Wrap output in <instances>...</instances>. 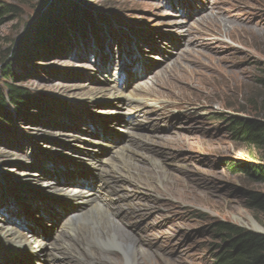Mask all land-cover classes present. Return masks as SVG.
Here are the masks:
<instances>
[{"label":"rangeland","instance_id":"rangeland-1","mask_svg":"<svg viewBox=\"0 0 264 264\" xmlns=\"http://www.w3.org/2000/svg\"><path fill=\"white\" fill-rule=\"evenodd\" d=\"M47 1L0 0L14 8L0 18V52L15 47ZM69 1L79 6L82 28H69L67 39L48 50L34 46L38 53L28 59H11L13 80H5L0 65V84L39 96L19 112L8 106L10 122L0 118V217L12 219L11 209L23 201L16 221L30 225L37 214L47 218L31 206L35 198L67 209L57 190L46 189L45 181L56 176L57 186L69 192L96 191L100 179L81 159L78 142L94 134L100 152L101 144L111 150L127 137L124 128L155 137L147 152L167 155L171 168L187 165L171 169L173 185L164 189L110 191L128 227L148 235V251L168 259L152 255L144 264H216L227 237L218 224L255 231L246 192H264V183L242 173L243 163L256 159L229 128L235 117L264 121L247 103L263 92L257 81L264 76V0ZM87 85L113 86L120 94L90 98L82 92ZM133 145L146 151L139 141ZM84 172H92L91 184L75 183ZM22 196H31V204ZM54 217L42 219L48 230L32 225L45 239L46 254L66 229L65 215Z\"/></svg>","mask_w":264,"mask_h":264},{"label":"bare ground","instance_id":"bare-ground-1","mask_svg":"<svg viewBox=\"0 0 264 264\" xmlns=\"http://www.w3.org/2000/svg\"><path fill=\"white\" fill-rule=\"evenodd\" d=\"M207 16L205 15V18ZM212 22L215 23L216 21L212 20ZM179 42L182 41L179 40ZM172 45L173 43L169 45L170 49ZM109 87H90L87 85L82 86V92L85 94L89 93L90 98L100 94L111 97L120 94L119 90L112 89L113 86ZM136 96L138 95L132 94L130 98ZM120 131L122 133L126 131L128 135L126 134V137L124 134V140L111 150H106L105 145L101 144L103 147L100 148V152L97 149L100 144L97 143L101 142L94 139V134L89 135V139L86 138L87 141L84 140L85 138H81V141L79 140L78 142V146L82 149L80 151L81 159L90 161V167L97 172L101 185L105 190H100L96 194L92 190L74 187L69 192L70 189L68 190L67 187L57 186V183L61 180L56 176L45 181L48 185L46 189L47 191L57 190L59 197L69 202L67 209L64 208V205L62 208L54 210L53 204H48V202L41 203L42 201L36 198L33 199L31 196L26 198L22 196L23 199L25 198L24 202L27 201L28 205L31 204L30 201L33 199V202L35 201L36 203L31 206L37 209L38 213L47 214V218L44 216L40 217L37 214L36 222L34 223L29 217L31 220L30 225L16 221L17 219H14L13 216L21 217L23 215L21 213H24L22 207H25V203L23 204V201L19 203L21 206L16 210L14 208L11 209L12 219L4 216L0 217V264H19L24 257L26 259L29 257L30 259H28L29 261L26 264H144L142 260L145 257L152 258V255L157 258H155L157 261H168L162 254L153 250L152 252L148 251L150 248L144 244V238H148V235L146 237L142 234L138 235L128 227L119 210L120 208H116V204H113L110 195L106 192L109 189L118 191V189L127 188L133 191L141 188L147 189V187L164 189L167 185H173L172 180H170L172 176L171 169L173 167H187V165L183 164L171 168L173 164L169 162L167 155H152L147 152L149 146L152 147L153 144H156L154 142H157L155 137L150 136V134H139L124 128H121ZM136 141H139L140 147H144L146 151L134 146L133 142ZM94 144H97V146ZM138 162H145L146 165L144 166ZM85 174V172L83 175L80 174L75 183L83 185L86 182L91 184L92 180H89V178H94L92 172H89L87 176ZM31 175L35 176L36 174L33 173ZM40 176L42 175L40 174ZM81 178H83L82 181ZM60 213L65 215L64 223L66 229L55 235L52 249L46 254L45 239L42 237V233L36 231L35 227L37 225L40 226V224L42 227L43 220L50 221V217L53 218ZM32 225H35V227ZM43 228L50 229V224H44ZM16 253H18L17 256L7 257L3 260V255L12 256ZM86 257L87 262L83 260ZM112 258H120V261L112 262ZM107 259L108 261H106Z\"/></svg>","mask_w":264,"mask_h":264},{"label":"trees","instance_id":"trees-1","mask_svg":"<svg viewBox=\"0 0 264 264\" xmlns=\"http://www.w3.org/2000/svg\"><path fill=\"white\" fill-rule=\"evenodd\" d=\"M79 1V0H78ZM46 6L40 9L34 16V20L26 27L23 37L10 50L0 52V65L5 80L15 79L12 71L11 59L30 58L36 51L34 46L42 47V51L48 50L51 45L57 46L59 40L67 39L69 28L76 26L82 28V15H78L79 6L69 0H48ZM13 7L0 2V18L5 14L13 12ZM85 18L93 24L94 18L84 13ZM34 42V44H33ZM36 42V43H35ZM33 45L32 51L27 44ZM28 49V50H27ZM31 53V54H30ZM38 53V52H34ZM0 84V118L10 122L9 107L15 111H21L34 105L39 96L32 95L27 90L14 84ZM257 83L263 91L261 96L253 100L249 96L247 103L256 113L264 119V76H259ZM229 128L241 140L247 149L252 150L255 161H246L241 166L243 174L251 176L252 180L264 183V121L260 119H243L235 117L230 119ZM247 193V201L250 208H253V218L264 229V192L250 190ZM218 230L226 233L227 237L224 249L216 254V264H264V234L239 230L220 223Z\"/></svg>","mask_w":264,"mask_h":264},{"label":"water","instance_id":"water-1","mask_svg":"<svg viewBox=\"0 0 264 264\" xmlns=\"http://www.w3.org/2000/svg\"><path fill=\"white\" fill-rule=\"evenodd\" d=\"M252 222H253V225L255 228V232H259V233L264 234V229L260 225L256 224L255 221H252Z\"/></svg>","mask_w":264,"mask_h":264}]
</instances>
